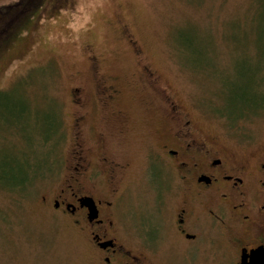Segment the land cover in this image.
<instances>
[{
	"label": "rangeland",
	"instance_id": "374dc122",
	"mask_svg": "<svg viewBox=\"0 0 264 264\" xmlns=\"http://www.w3.org/2000/svg\"><path fill=\"white\" fill-rule=\"evenodd\" d=\"M19 1L0 0V16ZM38 3L0 51V264H98L88 232L43 200L66 185L78 134L92 168L111 154L126 169L130 186L119 201L120 221L127 246L138 252L141 232L153 235L157 214L145 208L155 195L144 173L146 154L174 123L163 109L166 96L239 159H263L264 0ZM144 67L154 72L153 85ZM116 81L120 91L109 108L102 91ZM248 84L249 98L257 92L260 101L239 115L240 89ZM18 102L30 114L22 130L10 114ZM105 169L87 186L109 195ZM169 202L157 215L167 229ZM167 239L156 242L157 255L178 259ZM227 260L235 259H200Z\"/></svg>",
	"mask_w": 264,
	"mask_h": 264
},
{
	"label": "flooded vegetation",
	"instance_id": "af4514ba",
	"mask_svg": "<svg viewBox=\"0 0 264 264\" xmlns=\"http://www.w3.org/2000/svg\"><path fill=\"white\" fill-rule=\"evenodd\" d=\"M143 72L153 85L154 72L147 67ZM116 83H109L102 91L109 95V108L120 91ZM80 99L75 96V103L80 104ZM165 102L163 109L174 123L164 129L162 144L146 154L144 173L155 195L145 208L157 214L151 212L154 233L150 236L141 232L138 252L127 246L129 240L120 221L123 209L119 201L129 194L130 186L126 169H121V163L111 154L92 168L95 162L86 157L79 134L66 185L43 200L51 209L70 217L75 227L88 232L98 252V264H203L200 259L209 257L235 259L226 264H242L244 254L248 256L252 249L264 246V157L239 159L225 145L201 133L175 100L166 96ZM81 122L82 117L77 119V128ZM103 163L108 164L109 171L102 168ZM104 169L109 174V195L98 186H91L96 191L87 186ZM167 200H172L169 229L158 225L157 218ZM89 204L94 206L96 216ZM163 238L175 247L178 259L159 258L156 242Z\"/></svg>",
	"mask_w": 264,
	"mask_h": 264
},
{
	"label": "trees",
	"instance_id": "16d2710c",
	"mask_svg": "<svg viewBox=\"0 0 264 264\" xmlns=\"http://www.w3.org/2000/svg\"><path fill=\"white\" fill-rule=\"evenodd\" d=\"M20 1L13 6H5V9H9V11L3 13L2 16H0V51H2V49L11 41L13 36H15L17 32H19L20 27L18 21L21 24V21L24 16H30L40 6L38 0H34V3H32V1L30 0H24L23 3ZM17 5L19 7H17ZM24 12L26 13L23 14ZM250 90H251V85L249 84L247 86H244L243 89L242 88L240 89V91L242 92L239 94V98L242 100V103H240L239 105V112L237 113L239 115L242 114V111L245 112L246 110L249 109L252 110L253 108H255L254 104L260 101V97L257 96V92L254 94V96L252 94L254 98L252 99L249 98ZM0 97H5V95H0ZM1 99L6 101L7 98H1ZM246 99L247 101L245 102ZM18 103L16 106V110L12 109L10 111V114L13 112L14 114H17V117L14 119V122L22 130L24 127L25 118H27L30 114L28 110L25 109L24 105L20 106V102ZM244 108L246 109L243 110ZM12 122L13 121H10L11 124H13ZM27 181H28L27 178H25L21 183L23 185L29 184L30 181L28 182ZM26 187H24V189H26Z\"/></svg>",
	"mask_w": 264,
	"mask_h": 264
},
{
	"label": "water",
	"instance_id": "95a60500",
	"mask_svg": "<svg viewBox=\"0 0 264 264\" xmlns=\"http://www.w3.org/2000/svg\"><path fill=\"white\" fill-rule=\"evenodd\" d=\"M90 205V204H89ZM91 211L94 216H96V210L94 206H91ZM249 257L250 259H247ZM242 264H264V246H259L251 250V253L246 256L243 255Z\"/></svg>",
	"mask_w": 264,
	"mask_h": 264
}]
</instances>
